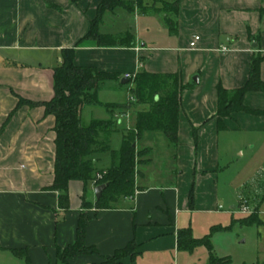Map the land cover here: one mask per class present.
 <instances>
[{"label":"crops","instance_id":"crops-1","mask_svg":"<svg viewBox=\"0 0 264 264\" xmlns=\"http://www.w3.org/2000/svg\"><path fill=\"white\" fill-rule=\"evenodd\" d=\"M101 1L0 0V264H28V259L30 264H61L56 247L75 242L83 211L93 215L86 243L99 254L79 255L69 264H95L131 240L139 243V254L123 264H155L177 254L178 232L192 227L193 214L219 212L223 202L238 205L241 197L262 220L257 223L262 241L257 264H264V91L250 90L244 96L245 105L258 113L234 112L224 117V129H219L217 116L218 85L229 90L243 87L254 56L262 57L264 80V0H174L177 12L165 9L168 0H141L134 12L147 16L154 9L162 19L164 40L147 44L135 37L133 46H104L84 38ZM118 9L107 12L100 24L102 33L117 38L129 32L106 19L108 14L121 19ZM195 35L200 39L191 46ZM70 47L75 48L78 65L119 74L98 93L103 104L115 105L113 110L86 104L81 118L83 123L112 119L122 141L135 128L138 112L150 109L148 103L129 102L127 88L122 87L129 79L121 83L126 74L141 69L178 73L185 85L178 143L172 145L161 131L143 133L136 145L151 149L150 161L137 164L138 189L116 208H84L80 180L69 184L68 209L60 208L58 191L46 188L55 177L56 132L55 116L41 103L54 97L55 69L62 63V50ZM21 99L37 104H19ZM125 104L128 107H119ZM115 132L110 146L119 151L122 142L112 147ZM97 157L99 170L111 166V151ZM153 163L155 179L174 180L150 183L143 168ZM231 175L236 181L227 184ZM95 188L90 182L85 195L93 205ZM236 211L230 210L233 215Z\"/></svg>","mask_w":264,"mask_h":264},{"label":"trees","instance_id":"trees-1","mask_svg":"<svg viewBox=\"0 0 264 264\" xmlns=\"http://www.w3.org/2000/svg\"><path fill=\"white\" fill-rule=\"evenodd\" d=\"M77 2L78 0H71ZM141 0H102L97 9V15L92 21L90 31L84 38H91L104 46L135 44V37L127 32L122 37H115L100 31V24L107 12H114L117 8L124 7L134 12ZM168 3V2H166ZM142 7V5H140ZM178 10V2L174 1V11ZM170 20V19H169ZM171 21V20H170ZM75 48L62 50V63L56 67L54 74L55 95L50 101L42 102L46 113L55 116L54 130L56 132L55 145V177L49 190L59 192V206L69 208V184L73 180L84 183L83 207L96 210L116 208L122 198L134 196L138 186L135 183L137 164L150 161L147 155L151 149L148 147L138 149L136 142L145 131H161L176 145L178 143L179 111L181 108V92L185 85L181 82L178 73L149 72L141 69L136 73L131 94L138 103H146L150 99V109L137 114L136 126L124 135L119 151L111 149L110 136L118 130L112 119H94L90 123H83L81 118L82 107L86 104L103 105L113 110L115 105L103 104L98 96L99 91L105 87L106 82L119 79V74L100 71L93 67L78 65L75 61ZM261 56H254L251 62V71L247 83L240 88L226 89L218 85V127L225 128L224 117L237 111L258 113L245 105L244 96L250 90H263L264 80L260 75ZM147 100V101H144ZM143 101V102H142ZM36 102L21 99L19 104ZM119 107H128L127 104ZM111 151L112 164L106 170L96 167L97 155ZM102 176L97 178V174ZM96 187L105 184L100 198L95 204L86 200V189L90 182ZM193 200V190L191 191ZM93 215L89 211L80 213L77 225L75 242L66 246L57 245L56 256L61 264H69V260L79 255L99 254L94 245L86 243V231ZM242 224L253 225L262 220L256 213L239 219ZM221 225H214L212 232L224 229ZM210 234L203 238H194L191 228H183L178 232L179 247L192 248L206 242L211 248ZM18 255L24 256L21 250H16ZM139 254V243L131 240L125 247L117 249L112 255L104 256L103 260L95 264H123L124 259L136 258ZM28 259V257L26 256ZM223 259H213V264H223ZM28 264L29 259H28Z\"/></svg>","mask_w":264,"mask_h":264},{"label":"rangeland","instance_id":"rangeland-1","mask_svg":"<svg viewBox=\"0 0 264 264\" xmlns=\"http://www.w3.org/2000/svg\"><path fill=\"white\" fill-rule=\"evenodd\" d=\"M168 1V3H165V9L174 11V0ZM141 13L142 12L140 11L136 14L135 12L123 10L122 7H120L117 10L116 15H121V19L114 17L112 14H108L106 19L114 28H119L120 26L121 28L129 30L134 37L142 39L141 42L151 44L152 42L155 43V39L162 42V40H164V34L163 28H161V16H159L160 18L155 16L154 9L149 12L147 16H141ZM135 77L128 78V84H122V87L126 86L127 88L126 94L128 100L131 95V87L134 84ZM149 101L150 99H148V102L146 103L150 104ZM131 103H135V105L136 103L138 104L137 100L133 102L131 101ZM126 115V118H128L129 114ZM130 120L132 121L133 117H131ZM125 124L127 126L126 122ZM122 128L125 129V125L122 126ZM121 142V131L115 132L112 138V147H119ZM159 150H161L162 153L164 147L161 149L159 148ZM154 156L155 154L152 152L153 159ZM103 164H105V161L101 162L99 166H102ZM153 164L154 165H146L143 168L144 173L148 176L147 180L150 183L165 184V181L170 182L174 180L172 177L155 179L154 173L155 166L157 165H155V163ZM162 166L163 164H161V167ZM235 179L236 178L231 175L226 182L227 184H230L232 181L235 182ZM226 190L225 197H228V192H226ZM88 193V195H92L94 192L89 189ZM236 202L237 201L223 202L219 212L213 214L199 212L193 214V224L191 227L192 236L201 239L207 234H210L209 241L211 248L206 242L199 243L192 248L183 246L179 248L176 255H173V253L168 254L167 257L161 258L160 261L155 260V264H213L214 258L223 259V264H257L258 258L261 256L260 251L262 241L259 233L260 228H258L257 224L246 225L240 222L239 219L244 216V212L241 209V201L238 205ZM232 204H236V208H232ZM230 210H232V212L234 210L237 211L233 215ZM214 225H221L227 228L212 232V227Z\"/></svg>","mask_w":264,"mask_h":264},{"label":"built area","instance_id":"built-area-1","mask_svg":"<svg viewBox=\"0 0 264 264\" xmlns=\"http://www.w3.org/2000/svg\"><path fill=\"white\" fill-rule=\"evenodd\" d=\"M200 39L199 35H195L194 39L191 41L190 45L191 46H195L197 44V41ZM224 50H226V47H223ZM127 78L130 77H135L136 73H128L125 75ZM133 102L136 101L135 96H133L132 94L129 96V102ZM102 175L100 173L97 174V178H100ZM96 182V180H94V183ZM241 209L244 213H252L253 209L250 207V204L248 203V199L241 197Z\"/></svg>","mask_w":264,"mask_h":264},{"label":"water","instance_id":"water-1","mask_svg":"<svg viewBox=\"0 0 264 264\" xmlns=\"http://www.w3.org/2000/svg\"><path fill=\"white\" fill-rule=\"evenodd\" d=\"M197 81V79H195ZM128 81V78L126 76H124L122 79H121V83H126ZM105 184H100L98 185L96 188H95V195H96V198H100L101 194H102V191L103 189L105 188Z\"/></svg>","mask_w":264,"mask_h":264}]
</instances>
